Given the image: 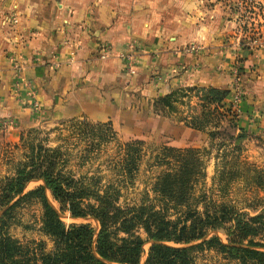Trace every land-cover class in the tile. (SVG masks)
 Returning <instances> with one entry per match:
<instances>
[{"label": "crops", "instance_id": "crops-1", "mask_svg": "<svg viewBox=\"0 0 264 264\" xmlns=\"http://www.w3.org/2000/svg\"><path fill=\"white\" fill-rule=\"evenodd\" d=\"M235 1L0 0V121L13 119L0 125V161L12 158L9 149L25 130L61 118L103 123L124 139L153 136L182 149L195 146L206 134L192 125L199 117L197 89L229 88L234 53L243 58L237 126L264 139V44L238 51L229 9ZM12 17L15 23L6 21ZM132 40L138 62L130 76L120 54ZM191 44L197 49L189 50ZM11 54L25 62L37 111L30 94L13 88ZM182 89L191 92L189 105L181 96L168 105L158 100Z\"/></svg>", "mask_w": 264, "mask_h": 264}, {"label": "trees", "instance_id": "trees-1", "mask_svg": "<svg viewBox=\"0 0 264 264\" xmlns=\"http://www.w3.org/2000/svg\"><path fill=\"white\" fill-rule=\"evenodd\" d=\"M197 93L211 112L224 120L215 124L211 137L222 143L242 138L245 131L237 126L236 114L227 107L231 89L198 88ZM174 94L175 91L158 100L168 105ZM96 125L108 127L103 123ZM21 139L28 149L24 160L17 162L12 175L0 178V264H195L194 252L207 248L225 253L239 264H264V210L249 215L219 203L214 204L219 208L213 211L189 210L182 217L169 219L142 203L123 207L117 204L118 197L111 186L100 190L95 182H85L65 170L64 154L59 147L43 146L34 136L28 141ZM139 142L131 140L124 144L130 169H137ZM179 170L160 178L163 192L171 189L173 180L180 182L179 189H186L187 181L181 176L177 178ZM32 180L41 184L25 191ZM32 197L42 206L39 231L51 241L49 248L45 240L21 241L10 233L16 208ZM66 213L71 218H92L97 224L65 223L62 215Z\"/></svg>", "mask_w": 264, "mask_h": 264}, {"label": "rangeland", "instance_id": "rangeland-1", "mask_svg": "<svg viewBox=\"0 0 264 264\" xmlns=\"http://www.w3.org/2000/svg\"><path fill=\"white\" fill-rule=\"evenodd\" d=\"M234 3H231L229 9L235 22V33L232 37L239 48L238 51L264 44V0H236ZM12 6L9 12L15 14L18 5L15 3ZM6 21L16 22L14 17L6 18ZM253 39H258L259 42L255 43ZM234 56L231 84L234 80L242 83L243 58L239 57L238 53H234ZM234 69L237 71L234 72ZM123 70L128 74L124 68ZM184 91L185 89L176 90L173 100L179 102L175 97L181 96V102L189 105L191 92ZM193 106L198 110L199 127L201 126V130L206 134L199 138L197 145L185 149L175 147L168 143L170 140L161 137L124 139L110 126L102 129L97 127L96 123L81 118L41 121L25 130L19 143L9 149L13 150L10 153L11 159L6 160L3 157L0 161V178L12 175L17 162L24 160L28 149L23 146L21 138L28 141L34 136L36 142L43 146L61 149L65 159L64 169L75 178L95 182L100 190L111 186L110 190L117 195V204L120 206L142 203L160 211L169 219L182 217L189 210L199 213L205 210L213 211L219 208L216 206L219 203H226L234 210L249 215L261 212L264 210V139H256L245 131L242 138L222 143L219 139L211 137L210 132L215 130V124L222 123L223 119L212 113L210 106L201 100ZM217 110L222 111L220 108ZM228 114L231 113H225V116ZM188 121L193 120L190 118ZM131 140L140 141L136 156L137 169H130L127 165L124 144ZM132 154L135 156V151ZM181 163L183 165L179 170ZM177 170V178L181 176V179L188 183L186 189H179L180 182L173 180L170 181L171 189L163 192L159 185L160 178L165 173H174ZM40 184L41 181L32 180L26 185L25 191ZM180 197L184 199L181 202L178 201ZM49 199L58 207L51 197ZM41 212L42 206L35 197L21 203L16 208V219L9 228L10 233L21 241L45 240L49 248L51 241L39 231ZM62 220L65 223H90L92 226L97 224L92 218H71L67 213L62 215ZM139 233L144 236L142 230H139ZM218 234L226 240L224 233ZM149 245H145L142 262L146 258ZM194 257L195 264H239L238 260L214 248L198 250L194 252Z\"/></svg>", "mask_w": 264, "mask_h": 264}, {"label": "built area", "instance_id": "built-area-1", "mask_svg": "<svg viewBox=\"0 0 264 264\" xmlns=\"http://www.w3.org/2000/svg\"><path fill=\"white\" fill-rule=\"evenodd\" d=\"M253 42L258 43V39H253ZM264 43V40L262 41ZM137 43L136 41H130L127 43L123 52H121L120 57L123 60V68L129 75H133L136 73V66L138 62L137 57ZM189 50H196V45H190L188 47ZM109 52L108 46L103 47L100 56L105 58L107 53ZM9 62L12 69V77H13V88L17 92H25L26 94H30V107L37 111L39 109V103L37 99L34 97V91L32 89L30 81L25 76V62L21 56L11 55L9 56ZM237 70L234 69V72ZM243 98V88L241 83L234 80L231 84V93L228 97V104L227 107L230 108V111L234 114H238V105ZM222 108V107H221ZM223 110V109H222ZM13 124L12 118H4L1 119L0 125L3 127H9Z\"/></svg>", "mask_w": 264, "mask_h": 264}, {"label": "water", "instance_id": "water-1", "mask_svg": "<svg viewBox=\"0 0 264 264\" xmlns=\"http://www.w3.org/2000/svg\"><path fill=\"white\" fill-rule=\"evenodd\" d=\"M0 213H1V211H0Z\"/></svg>", "mask_w": 264, "mask_h": 264}]
</instances>
